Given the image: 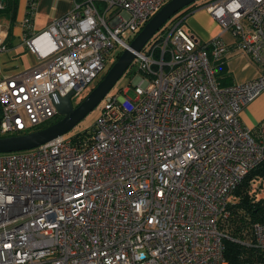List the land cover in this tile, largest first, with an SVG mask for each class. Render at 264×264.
Returning <instances> with one entry per match:
<instances>
[{
    "label": "built area",
    "instance_id": "obj_1",
    "mask_svg": "<svg viewBox=\"0 0 264 264\" xmlns=\"http://www.w3.org/2000/svg\"><path fill=\"white\" fill-rule=\"evenodd\" d=\"M168 1L73 0L37 33L24 17L19 44L36 64L8 73L0 63V135L60 120L52 96L91 88ZM200 9L232 34L257 76L220 87L212 61L228 47L199 42L174 19L160 42L136 53L135 99L127 87L109 91L83 138L0 154V264H228L221 223L232 193L264 160V122L254 137L239 119L264 92V0ZM8 51L0 31V55ZM236 242L264 264V221Z\"/></svg>",
    "mask_w": 264,
    "mask_h": 264
},
{
    "label": "trees",
    "instance_id": "obj_2",
    "mask_svg": "<svg viewBox=\"0 0 264 264\" xmlns=\"http://www.w3.org/2000/svg\"><path fill=\"white\" fill-rule=\"evenodd\" d=\"M205 3V0L202 3H200V1H197L179 11L165 25L160 28V30L151 38L147 45L160 42L163 34L165 33V30L169 28L170 23L174 19L189 17L195 10L200 9V7H202ZM18 4L19 0H0V20L5 19L9 23L7 28V38L11 36L12 28L17 25L16 19L18 13ZM26 8L27 10L24 17L30 18V21H32V17L29 16L33 13L30 2H28ZM23 34L27 36L24 30ZM7 40H9V38ZM131 40L132 39L128 40L127 44H129ZM7 44L10 45L8 41ZM144 49L145 47L143 48V50ZM122 51L123 49H120L111 56V58H114V61H112L107 69H105V73L112 66L115 60L120 56ZM212 65L215 69V80L217 82L216 73L222 71L224 64H222L221 59L218 61H212ZM105 73H103V75H101L99 79L91 86V89L104 76ZM138 74H140V72H138L136 60H134L124 75H126L128 80L131 81ZM218 85L220 87H225L220 84ZM82 99L78 101L77 105L82 101ZM86 134L87 132H83L72 136V138L78 140L79 138H83ZM18 135L23 134L16 133L14 135H0V137ZM262 192L263 195H260ZM229 211V218L224 221V223H221V229L226 235L231 237V240H224V256L228 264H252L255 260L262 259L263 256L262 254H260V252L252 247H247L246 245H242L241 243H238L236 241L245 242L247 241V239H250L251 224L257 221H264V160L258 166L248 172L241 184L232 193L229 203Z\"/></svg>",
    "mask_w": 264,
    "mask_h": 264
},
{
    "label": "crops",
    "instance_id": "obj_3",
    "mask_svg": "<svg viewBox=\"0 0 264 264\" xmlns=\"http://www.w3.org/2000/svg\"><path fill=\"white\" fill-rule=\"evenodd\" d=\"M28 2H30L33 9L31 33H37L45 28L49 22L69 11L73 0H19L17 25L12 28L11 36L8 37L9 40H7L8 27L1 30L7 38L6 43L8 41L10 44L9 50L19 44V38L23 34L21 22L27 10ZM186 21L187 24L184 25V28L199 42L204 43L220 38L228 47L227 54L222 58L223 69L216 73L218 84L226 87V85L242 83L257 76V70L249 57L235 48V39L232 34L223 32L206 10H195L187 17ZM15 41L17 43H14ZM239 119L243 126L250 129L254 137L259 135L257 126L264 122V92L241 110Z\"/></svg>",
    "mask_w": 264,
    "mask_h": 264
},
{
    "label": "water",
    "instance_id": "obj_4",
    "mask_svg": "<svg viewBox=\"0 0 264 264\" xmlns=\"http://www.w3.org/2000/svg\"><path fill=\"white\" fill-rule=\"evenodd\" d=\"M197 1L169 0L132 38L127 48L78 105L73 106L72 93L65 97L54 94L52 101L61 119L44 129L28 134L0 137V154L31 150L72 130L116 85L135 60L136 53L146 46L160 28L179 11Z\"/></svg>",
    "mask_w": 264,
    "mask_h": 264
},
{
    "label": "rangeland",
    "instance_id": "obj_5",
    "mask_svg": "<svg viewBox=\"0 0 264 264\" xmlns=\"http://www.w3.org/2000/svg\"><path fill=\"white\" fill-rule=\"evenodd\" d=\"M202 3L204 0H198ZM208 2L209 0H205ZM187 17L183 20V25L187 24ZM9 23L7 20H0V31L6 29ZM14 43H17L16 41ZM10 48V46H9ZM1 67L7 70L8 73H18L30 69L36 64L35 58L29 52L24 51V48L20 44L15 45L7 53L0 55ZM105 73V72H104ZM90 87V86H89ZM127 87L128 90L125 93L127 98L135 99L136 94L133 89V84L128 80L126 75H123L116 85L110 90L111 92H118L120 88ZM77 97L72 98V103L77 102ZM102 114V102H100L90 113H88L72 130L66 133L64 136L69 138L76 134L83 132H89L97 120ZM263 195V192L260 194Z\"/></svg>",
    "mask_w": 264,
    "mask_h": 264
},
{
    "label": "flooded vegetation",
    "instance_id": "obj_6",
    "mask_svg": "<svg viewBox=\"0 0 264 264\" xmlns=\"http://www.w3.org/2000/svg\"><path fill=\"white\" fill-rule=\"evenodd\" d=\"M112 61H114V58H109V60H108V62H107V64H106V66H105V69H107V67L112 63ZM102 75H103V74H102ZM90 89H91V88L89 87L88 89H86V90L84 91V93H83L80 97H78L77 102H76L75 104H73L74 107L77 105L78 101H80V99H82V98L88 93V91H89Z\"/></svg>",
    "mask_w": 264,
    "mask_h": 264
}]
</instances>
